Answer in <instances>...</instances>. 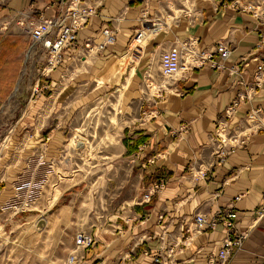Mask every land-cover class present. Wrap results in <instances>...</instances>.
<instances>
[{"label":"crops","instance_id":"0c3cea01","mask_svg":"<svg viewBox=\"0 0 264 264\" xmlns=\"http://www.w3.org/2000/svg\"><path fill=\"white\" fill-rule=\"evenodd\" d=\"M91 1L97 3V13L51 75V91H55L32 104L30 116L17 125L14 141L16 148L22 146V163L46 142L60 149L69 116L88 98L84 88L98 80L105 82L101 93L125 82L123 91L127 90L131 108L143 110L134 127L124 130L113 155L117 170L110 176L114 183L108 209L98 197L88 264H209L228 229L200 231L195 217L212 218L226 209L234 214V235L243 239L225 264H264V118L261 124L249 120L254 110L264 107V85L227 117L239 94L253 86L257 68L264 63V43L259 48L264 0H209L195 13L172 16L171 22L163 14L168 0ZM64 8L58 0H0V22L23 18L38 25L62 14ZM144 12L151 20L163 19H157L154 27L147 23L146 39L134 47L131 42ZM105 29L116 32L117 42L101 52L89 51L85 46L100 44ZM189 40H196L201 50L226 43L232 57L222 62L215 55L225 69L207 64L188 80L165 77L162 53ZM236 64L242 66V74L231 73ZM0 89V99L5 100L7 92ZM59 113L61 122L42 136ZM223 126L226 133L219 129ZM228 134H236L244 145L225 149L222 139L228 141ZM27 142L28 149L23 147ZM224 150L227 155L222 160ZM201 172L208 174L205 179L199 177ZM161 180L165 189L150 202L142 201L146 189Z\"/></svg>","mask_w":264,"mask_h":264},{"label":"rangeland","instance_id":"374dc122","mask_svg":"<svg viewBox=\"0 0 264 264\" xmlns=\"http://www.w3.org/2000/svg\"><path fill=\"white\" fill-rule=\"evenodd\" d=\"M206 1L168 0L163 14L171 22L172 16L199 11ZM60 14L50 19L57 20ZM29 26L23 18L0 22V86L7 92V98L0 99V264H88L91 246H81L78 239L92 236L99 195L108 209L114 183L110 176L117 170L113 155L124 130L134 127L143 110L131 108L125 82L105 93H101L105 82L89 83L83 87L88 98L67 120L60 149L46 142L22 163V146L16 148L14 142L17 125L30 116L39 96L50 97L55 91L51 75L64 61L50 70L49 51L42 45L32 48ZM37 86L39 91L33 93ZM59 122L60 113L42 136L52 133Z\"/></svg>","mask_w":264,"mask_h":264},{"label":"built area","instance_id":"2783aa9c","mask_svg":"<svg viewBox=\"0 0 264 264\" xmlns=\"http://www.w3.org/2000/svg\"><path fill=\"white\" fill-rule=\"evenodd\" d=\"M63 5L64 12L61 18L57 20L53 19H42L38 25L34 22H30L28 34L32 37V48H36L39 45L45 47L50 54V60L48 66L50 70L54 69L61 61H63V54L69 49H73L78 44L79 33L87 26L90 19L96 15L98 5L96 2L91 0H58ZM149 14L143 13L142 21L140 22V29H138L135 37L131 42V46L140 47L141 41L146 39V25L151 23L150 26L154 27V22L157 19H150ZM145 26V27H144ZM103 41L96 46L87 44L85 47L89 51L96 50L101 52L106 50L110 45L117 42L116 32L112 29H105L102 32ZM264 43V35H261L259 48H262ZM233 50L223 42L216 44L214 48L201 50L196 40H189L187 42L178 43L165 51L161 55V69L162 74L167 78H181L188 80L191 74L201 67L207 64H211L212 67L217 69H225L222 63L216 62L214 59L215 55H219L222 62H227L232 57ZM242 64V63H241ZM232 74H242L243 68L240 64H236L231 68ZM240 84L244 85V80L241 78ZM264 85V63H261L254 75L253 86H247L244 92L239 94L237 100L233 102L231 107L227 111V117L230 118L238 106L244 101L252 100L257 94V90ZM38 86L34 88L33 93H37ZM264 118V107L254 110L249 120H254L253 123L261 124V120ZM222 133H226V127L219 128ZM228 141L222 139L225 149L228 147L234 150L237 147L244 145V141H241L236 134H228ZM227 150L220 153L221 159L227 155ZM208 174L200 173L199 177L205 179ZM166 187L164 180L156 181L152 183L147 189L145 194L142 196V201L150 202L155 194L162 192ZM234 214L232 210L226 209L217 213L212 218L204 214H198L195 217V225L198 230H216L220 226H224L228 229L227 237L223 243L221 250L217 255L213 256L209 260V264H225L230 258L233 252V248L237 245H241L242 237L234 235ZM93 238L91 236H80L78 244L89 248L93 245ZM158 263V260H157Z\"/></svg>","mask_w":264,"mask_h":264},{"label":"bare ground","instance_id":"6f19581e","mask_svg":"<svg viewBox=\"0 0 264 264\" xmlns=\"http://www.w3.org/2000/svg\"><path fill=\"white\" fill-rule=\"evenodd\" d=\"M34 39H35V38H34ZM34 39H33V40H34ZM253 122H254V120H250V123H253Z\"/></svg>","mask_w":264,"mask_h":264}]
</instances>
